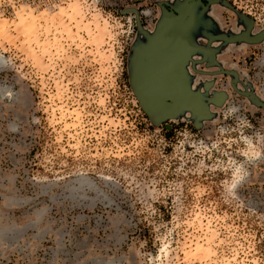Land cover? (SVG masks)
Segmentation results:
<instances>
[{"label": "rangeland", "instance_id": "obj_1", "mask_svg": "<svg viewBox=\"0 0 264 264\" xmlns=\"http://www.w3.org/2000/svg\"><path fill=\"white\" fill-rule=\"evenodd\" d=\"M160 1L0 0V264H264V107L200 75L226 94L212 117L154 125L131 90ZM225 1L262 29L264 0ZM217 60L264 100V42Z\"/></svg>", "mask_w": 264, "mask_h": 264}, {"label": "water", "instance_id": "obj_2", "mask_svg": "<svg viewBox=\"0 0 264 264\" xmlns=\"http://www.w3.org/2000/svg\"><path fill=\"white\" fill-rule=\"evenodd\" d=\"M206 1V5L202 0L158 2L161 15L153 30H146L138 23L128 60L129 84L141 109L154 125L188 118L199 126L212 117L210 104L221 106L226 94L209 93L212 81L201 80L200 75L227 73L237 92L264 107L262 98L237 89L234 85L238 80L237 71L224 69L217 60V54L231 44L264 42V24L261 30L253 32L254 21L225 0ZM215 3L231 9L244 28L240 32L219 29L217 22L207 15ZM199 65L218 70H199Z\"/></svg>", "mask_w": 264, "mask_h": 264}, {"label": "built area", "instance_id": "obj_3", "mask_svg": "<svg viewBox=\"0 0 264 264\" xmlns=\"http://www.w3.org/2000/svg\"><path fill=\"white\" fill-rule=\"evenodd\" d=\"M21 2H24L26 4H36V5H41V4H45V5H55L58 4L60 1L62 0H18Z\"/></svg>", "mask_w": 264, "mask_h": 264}, {"label": "flooded vegetation", "instance_id": "obj_4", "mask_svg": "<svg viewBox=\"0 0 264 264\" xmlns=\"http://www.w3.org/2000/svg\"><path fill=\"white\" fill-rule=\"evenodd\" d=\"M160 2H162V1H160ZM202 2H203L204 5L207 4V1H206V0H202ZM167 8L170 9L169 6H167ZM242 29H243V28H242ZM242 29H241V30H242Z\"/></svg>", "mask_w": 264, "mask_h": 264}]
</instances>
